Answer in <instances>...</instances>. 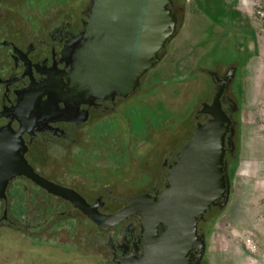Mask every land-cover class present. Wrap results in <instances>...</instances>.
Returning <instances> with one entry per match:
<instances>
[{
    "label": "rangeland",
    "instance_id": "1",
    "mask_svg": "<svg viewBox=\"0 0 264 264\" xmlns=\"http://www.w3.org/2000/svg\"><path fill=\"white\" fill-rule=\"evenodd\" d=\"M18 1L31 10L57 4ZM67 1L69 9L76 0ZM170 8L177 29L161 59L141 76L127 106L98 115L115 121L33 148L36 165L91 200L100 197L101 212H117L126 197L152 192L167 179L164 159L176 161L198 123L211 117L199 110L213 101L217 77H226L228 187L198 223L195 263L264 264V0H173ZM142 216L103 228L19 179L8 203H0V264H119L115 252L126 247L128 235L143 232Z\"/></svg>",
    "mask_w": 264,
    "mask_h": 264
},
{
    "label": "flooded vegetation",
    "instance_id": "2",
    "mask_svg": "<svg viewBox=\"0 0 264 264\" xmlns=\"http://www.w3.org/2000/svg\"><path fill=\"white\" fill-rule=\"evenodd\" d=\"M55 2L56 5L36 6L31 10L30 5H20L18 0H0V170L11 161L18 166L23 160L42 176L73 188L90 204H96L100 197L91 200L76 186L56 180L37 167L33 148L39 149L45 142L66 141L71 138L72 130H79L83 135L88 125L101 123L104 126L109 120L115 121L98 115L127 106L130 97L140 88L141 78L133 91L126 92L101 76H106L104 72L113 60L104 55L100 59L102 36L94 34L89 41L86 36L93 0L87 1L84 7L79 4L81 0H76L71 2L74 5L70 3L69 9L67 0ZM89 42L93 53L83 55ZM221 101L224 106L223 96ZM175 154L177 156V152ZM173 158L164 159L166 171L163 173L167 174V179L153 185L151 195L160 198L163 189L170 184L168 174L175 161ZM19 179L36 183L23 173L10 177L0 203H8L10 189ZM39 186L73 205L70 200ZM128 186L138 188L142 183ZM138 194L141 193L126 197L124 204ZM162 232L163 225H160L158 234ZM145 242L144 230L138 236L128 235L126 247L115 252L119 264H124V258L129 263L131 256L143 257ZM198 250L191 249L189 264H196Z\"/></svg>",
    "mask_w": 264,
    "mask_h": 264
},
{
    "label": "water",
    "instance_id": "3",
    "mask_svg": "<svg viewBox=\"0 0 264 264\" xmlns=\"http://www.w3.org/2000/svg\"><path fill=\"white\" fill-rule=\"evenodd\" d=\"M172 2L94 0L86 36L88 41L94 34L102 36L100 59L104 55L113 60L104 72L106 76L101 75L105 81L107 78L113 86L133 91L141 76L158 63L160 51L177 29V19L170 8ZM90 43L83 55L93 53ZM226 80L217 77L213 101L204 103L199 110L211 117L198 123L192 139L182 148L169 174L170 184L160 198L149 193L138 194L119 211L104 213L97 203L90 204L73 188L42 176L23 160L18 166L11 161L0 170V197L5 196L7 180L23 173L49 192L70 200L103 228L141 214L145 254L141 258L131 256L129 263L124 258V264H189V253L198 240V223L212 204L226 197V138L232 124L221 102ZM160 225H163L161 235Z\"/></svg>",
    "mask_w": 264,
    "mask_h": 264
}]
</instances>
